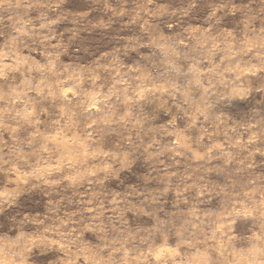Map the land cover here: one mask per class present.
<instances>
[{"label": "rangeland", "instance_id": "rangeland-1", "mask_svg": "<svg viewBox=\"0 0 264 264\" xmlns=\"http://www.w3.org/2000/svg\"><path fill=\"white\" fill-rule=\"evenodd\" d=\"M0 264H264V0H0Z\"/></svg>", "mask_w": 264, "mask_h": 264}]
</instances>
